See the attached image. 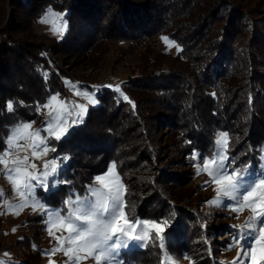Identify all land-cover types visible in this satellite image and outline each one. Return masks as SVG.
<instances>
[{"label": "trees", "instance_id": "16d2710c", "mask_svg": "<svg viewBox=\"0 0 264 264\" xmlns=\"http://www.w3.org/2000/svg\"><path fill=\"white\" fill-rule=\"evenodd\" d=\"M48 8L64 14L62 38L36 28ZM161 34L181 51L142 57L140 71L118 84L135 107L113 87L98 90V103L87 109L83 122L53 143L54 154L69 157L61 181L71 184L43 193V201L61 207L70 191L83 193L115 162L126 214L169 220L171 227L164 225L169 253L198 248L196 264H214L207 232L219 225L208 223L196 207L199 198L191 201L188 192H180L181 179L171 182L183 165L175 157L193 163V150L209 155L215 133L227 131L236 166H256L264 147V0H0V152L17 123H42L37 103L53 92L67 95L66 82L74 79L58 65L60 55H87L108 38L136 46ZM160 55L170 58L164 66ZM8 100L14 102L13 113L6 110ZM162 126L172 135L170 153L156 144ZM150 200L159 206L147 207ZM202 224L210 227L204 237ZM154 244L131 247L123 258L158 264L160 250Z\"/></svg>", "mask_w": 264, "mask_h": 264}, {"label": "snow or ice", "instance_id": "6c2138e0", "mask_svg": "<svg viewBox=\"0 0 264 264\" xmlns=\"http://www.w3.org/2000/svg\"><path fill=\"white\" fill-rule=\"evenodd\" d=\"M49 16L58 18L53 21V34H58V38H62L67 30V22L64 21L63 26H61L59 21L64 14L55 13L53 9L49 8L40 22L48 23ZM161 39L165 42L168 41V37H161ZM177 51L179 52L181 49L177 47ZM44 75L46 77L47 73ZM115 91L120 93L124 101L135 107L129 97L121 91L120 85L115 86ZM84 95L88 97L89 104L96 105L98 103L93 98L94 94L84 93ZM58 96L59 93L51 95L46 103L43 105L37 103L35 106L36 113H39L41 108L49 109L48 116L50 119L45 121L46 127L33 129L32 122L17 123L10 130V134L5 140L7 148L0 152V165L4 166V169L0 170V175H6L13 186V191L21 198V202L15 207L22 210L26 206H31L33 212L39 211L44 215L49 236H54L52 228L63 230L68 234L66 237L54 236L59 246L52 248L50 253L45 254L51 255L63 251L71 264H80L81 260L89 258L94 260V264H125L121 257L122 249L128 248L131 243L144 247L149 240H158V245L154 244L160 250L157 254L158 264H170L175 258L167 251V230L164 227V225L171 227L170 221L167 219L160 222L154 219H132L126 214L123 199L124 185L116 173L115 162L108 167L103 175H97L94 178V182L98 183L100 187L89 185L83 195L74 194L70 191L67 198L61 200V208L59 209L50 208L36 195L37 189L48 192L57 189L60 184H71L70 181L57 179L63 163L69 160L67 155L43 160V163L39 165L34 162L47 157L50 152L55 153L57 151L55 147L50 146L51 139L60 141L65 138V134L72 125L81 124L84 120L86 109L83 105H78L80 111L74 114L67 110L63 101L58 100ZM249 99L251 103V97ZM23 103L20 101L21 105ZM55 106H59V108L57 109ZM6 110L8 113L14 112L12 100L6 102ZM65 116H73L71 125L67 124L64 119ZM42 131L47 132L48 136H42ZM18 141L25 143L21 145ZM186 143L191 142L186 141ZM12 149L23 150L26 154L21 158L19 151H10ZM28 150H31V157L34 158V161L30 160L27 155ZM229 150V132L217 131L210 154L205 156L198 150H193L191 159L193 161L202 160V167L199 162L193 165L197 169V175L201 171L207 173L211 177V182L216 186L214 189L216 198L207 200L208 205L221 206L220 197H226L230 202L238 204L242 195L243 206L251 209L253 215L244 225L233 226L239 229V231L234 232L233 241L240 245L241 249L233 264H246L242 257L249 250V237H252L261 246L260 254L257 255L256 245H251L252 264H261V261H264V220H260L261 226L258 237L255 236V232L257 219L264 217V179H257L253 182L250 190L242 194L239 193L237 189L242 186V178L251 174L252 165L249 162L243 167L236 166V160L229 154ZM260 152L264 153V148H261ZM8 157L13 158L8 159ZM260 160L264 161V154L260 155ZM260 169L261 174H264V162L260 164ZM109 176L113 179H106ZM5 196L6 194L0 190V199ZM29 201H31L30 205ZM223 206L228 207L229 205ZM9 207L12 206L9 205ZM65 208L66 212L63 211ZM232 211H237V208L232 207ZM16 214L18 215L19 212ZM139 225H143V230L138 228ZM201 227L204 228L205 225L202 224ZM149 230H154L155 236H151ZM65 242L68 245L67 248L63 246ZM231 247L232 245H229V248ZM161 252L163 255H160ZM4 255L8 256L9 254L5 252ZM185 258L188 259L187 256ZM0 264H8V262L0 260ZM49 264H54V262L50 260ZM191 264H195V262L191 261Z\"/></svg>", "mask_w": 264, "mask_h": 264}, {"label": "rangeland", "instance_id": "374dc122", "mask_svg": "<svg viewBox=\"0 0 264 264\" xmlns=\"http://www.w3.org/2000/svg\"><path fill=\"white\" fill-rule=\"evenodd\" d=\"M48 9L43 11V13L38 18L36 22V28L40 32L58 37V34H53V21L57 20V17L49 16L48 23L40 22L41 18L45 16ZM53 11L55 13L63 14L62 11H57L55 9H53ZM64 21H66L64 17L60 19L59 22L61 26H63ZM161 37L167 36L162 34L158 36H149L146 39L138 41L136 46H131L130 44L128 46V42L125 40L108 38L107 40H104V42H102L97 49L87 55H60L58 59V65L67 71V73H69L74 80H67V95L62 96L59 94L58 100L63 101L67 110L69 112H73L74 114L80 111V109L77 107L78 105H83L87 111V109L92 105L89 104L88 97L84 95V93H88L89 95L94 94L93 98L97 100L96 94L103 86L115 88V86H117L121 81L125 80L131 75H135L136 72L140 71V67L142 66L140 62L145 59L142 57L150 56L152 59H154L156 56H159L160 51L171 53H175L177 51V47L179 46L173 40L168 38V41L165 42L161 39ZM145 51L148 52V54H146ZM158 59L163 61V63L160 61L159 65L164 66V62L167 63L170 58H163V56L160 55ZM158 59L155 61H158ZM146 69L148 71V69H151V67H146ZM57 93L58 92H53L48 95L42 105L47 102L51 95ZM55 107H57V109L59 108V106ZM48 112L49 109L41 108L42 123L35 124L32 122L33 129L46 127L45 121L50 119ZM64 119L67 121L68 125H71L73 116H65ZM73 126L75 125H72V127ZM156 134L158 135L156 136L158 137L156 144L162 147L164 153H167V151L170 153V150L172 149L170 146H168V140L170 137H172V135H170L169 130H166V128L162 126L158 129V133ZM41 135L46 137L48 136V133L42 131ZM51 141L52 142H50V146L55 147L53 144L55 143L54 138L51 139ZM18 143L23 145L25 142L18 141ZM29 143H31V141H29ZM5 149L3 151H5ZM10 151H19L21 158L26 154L23 150L12 149ZM29 154H31V150H28L27 155ZM262 154L264 153H260V155ZM260 155L256 166H252L251 168V174L242 178V186L237 189L239 193L242 194L243 192L250 190V187L253 186V182L257 179H264V174H261L260 169V164L264 161L260 160ZM52 157L59 156L50 152L47 157H43L42 163L43 160L50 159ZM12 158L13 157H8V159ZM175 158H177V161H180V164L183 165L180 167L181 172H179L180 175L178 176V179H172L171 182L176 183L177 180L181 179L179 181L180 192H188V198L191 201L199 198L196 207H198L200 212L207 220H210L208 223L214 224V226L219 225L218 228L215 229H210V227L207 228L206 226L201 229L202 237L205 236L203 231L210 229V231L208 230L207 235H210L209 238L212 241V246L214 247V250H211V252L213 253L214 251L215 255H217H214V257H216L214 264H233V261L237 257V253L241 250L240 245L235 244L233 241L234 232L239 231V229H236L233 226L244 225L248 221L249 217L253 215L251 209L249 207L243 206L242 195L238 204L230 202L226 197H220L222 200L221 206L218 207L215 205H208L206 203L207 200L216 198V193L214 191L216 186L211 182V177L207 173L201 171L200 174L197 175V169L193 165L194 163L199 162L202 167V160L194 161L193 163L188 164L187 159L184 160L182 156L180 157V155H177ZM112 163V161L109 162L106 169L96 174L94 178L97 175H103ZM3 169L4 166L0 165V170ZM61 171L62 167L60 168L59 175L57 177V179L60 181ZM94 178L93 181L86 186V189L89 185L100 187L98 183L94 182ZM106 179L112 180L113 177L109 176L106 177ZM206 181L208 182L207 184L205 183ZM120 182L122 183L121 179ZM86 189L80 195H83L86 192ZM0 190L6 194L4 198L0 199V247L4 248V250H2L0 253V260H4L8 262V264H49L50 260H52L54 264H71V262L68 260V257L64 255L63 251H59L51 255L45 254L50 253L52 248L59 246L54 236L66 237L68 234L63 230L52 228L54 236H49L45 224L46 217L44 215H42L39 211L33 212L31 206H26L22 210L16 208L15 206L21 202V198L13 191V186L7 179L6 175H0ZM43 193L46 192L42 189H37L36 191V195L42 201ZM5 201H7V203H5ZM43 202L46 204L45 201ZM30 204L31 201H29V205ZM152 204L159 206L157 201L150 200L147 202V207ZM9 205L12 207H9ZM46 205L48 206V204ZM223 205L229 206L224 207ZM49 207L52 209L61 208L51 206ZM232 207H236L237 211L233 212ZM166 209L168 208H165V210ZM63 211L66 212V208ZM17 212H19L18 215L16 214ZM260 220H264V217H259L257 219V227L255 232V236L257 237L259 236V227L261 226ZM203 223L205 224L206 222ZM138 228L143 230V225H139ZM13 229H15V231H13ZM181 230L182 227L180 224L179 231ZM245 230L250 231L248 229ZM149 231L151 236H155L154 230ZM154 242H156L158 245L159 241L157 240ZM253 244H255L257 247V255L260 254L259 249L261 246L257 244L252 237H249V250L247 251L246 255L242 257L246 264H252V252L250 248ZM229 245H232V247L229 248ZM63 246L64 248L68 247L66 242ZM131 247L137 248L139 246L136 243H131L128 248L121 250V257L125 264H135L133 261L125 260L123 258L124 253ZM197 251H199L198 248L197 250L196 248H192V250L189 249V251H184L178 255L170 253L175 258L172 262H170V264H191V261H194L196 264V261L194 260V253ZM5 252H7L9 255L5 256ZM185 256H187L188 259H186ZM198 257H202V255ZM80 264H94V260L91 258L81 260ZM261 264H264V261H261Z\"/></svg>", "mask_w": 264, "mask_h": 264}, {"label": "built area", "instance_id": "2783aa9c", "mask_svg": "<svg viewBox=\"0 0 264 264\" xmlns=\"http://www.w3.org/2000/svg\"><path fill=\"white\" fill-rule=\"evenodd\" d=\"M28 156L30 157V160L34 161V158L31 157V154H29ZM34 162L37 163L38 165L39 164H42V160H40V161H34ZM29 170L31 171V169H29Z\"/></svg>", "mask_w": 264, "mask_h": 264}]
</instances>
